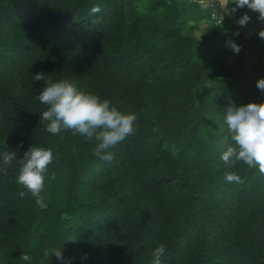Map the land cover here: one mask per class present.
<instances>
[{
	"label": "trees",
	"instance_id": "trees-1",
	"mask_svg": "<svg viewBox=\"0 0 264 264\" xmlns=\"http://www.w3.org/2000/svg\"><path fill=\"white\" fill-rule=\"evenodd\" d=\"M95 6L101 11L93 14ZM201 7L199 0H0V154L17 152L9 166L0 156V264H153L161 243V264H264V175L221 159L234 146L227 108L264 103L257 88L264 21L253 12L255 32L246 36L210 5L198 37ZM219 43L231 54L215 57ZM250 55L258 72L243 71ZM37 73L45 78L36 81ZM61 80L137 115L135 134L106 150L111 161L94 155V139L47 131L40 116L47 105L37 96L47 81ZM33 145L55 157L44 209L17 183ZM228 172L243 183H228ZM58 250L63 260L53 256Z\"/></svg>",
	"mask_w": 264,
	"mask_h": 264
},
{
	"label": "clouds",
	"instance_id": "clouds-1",
	"mask_svg": "<svg viewBox=\"0 0 264 264\" xmlns=\"http://www.w3.org/2000/svg\"><path fill=\"white\" fill-rule=\"evenodd\" d=\"M234 4L236 7L229 9ZM220 8L234 13L239 8L247 6L251 11L258 12V19L264 21V0H218ZM101 8L95 6L91 13H99ZM251 17L245 13L237 23L245 26ZM236 35H239L237 32ZM259 37L264 38V30L259 32ZM235 53L241 51V46L233 41L226 42ZM42 73L35 74V80L44 79ZM257 88L264 92V78L258 80ZM37 99L47 110L43 111L41 119L47 122V131L53 135L62 130H72L74 133L85 136L89 141H97L94 155L104 161H111L113 154L106 150L115 147L125 141L136 132L137 115L124 113L110 101L86 90H79L77 86L68 81L46 82L44 90ZM227 130L234 142L223 152L221 159L229 168H234L238 162H243L249 168H258L264 175V103H249L243 106H229L225 111ZM4 166H9L17 158V152L5 151L2 154ZM55 157L51 148L31 146L20 159L21 167L17 177V183L35 198L36 204L44 209L47 207L45 198L41 193L45 189V181L49 176V165ZM0 171H6L0 168ZM51 179H55V173H51ZM228 183H243L236 172L225 174ZM18 195L23 198L26 193L20 191ZM166 252L165 244H159L153 251V264H161V257ZM47 255V253H45ZM53 256L63 260L62 251H54ZM20 259L30 261L27 253H22Z\"/></svg>",
	"mask_w": 264,
	"mask_h": 264
},
{
	"label": "rangeland",
	"instance_id": "rangeland-1",
	"mask_svg": "<svg viewBox=\"0 0 264 264\" xmlns=\"http://www.w3.org/2000/svg\"><path fill=\"white\" fill-rule=\"evenodd\" d=\"M193 1H195V0H193ZM216 1H218V0H214V1L199 0V2L201 3V6H202L201 10H200V14H201L202 18H201L200 22L198 23L199 29L196 31V35L198 37H202L204 32H205V29L209 26V22H210V18H211L209 11H208L209 6L210 5L213 7L218 6V8H219V5ZM209 2H211V3H209ZM228 8L231 9L230 7H228ZM219 10H222V11L224 10L226 12V18L228 19V25L230 27L233 25H235V26L238 25V23H237L238 19H237L235 12L234 13L227 12V9H223V8H220ZM252 14H253V11H250V14H248V15L251 17V20L244 26V32H245L246 36H250L251 34H253L255 32L254 29L252 28V20H253L252 16H251ZM215 16H216V14H215ZM213 18H215V17H212V20H213ZM219 21H221V19ZM190 24H192V20H190ZM224 52H225V45L223 43H219L216 47L214 56L215 57L216 56L217 57H219V56L224 57V54H231V52L230 53H224ZM225 58H226L227 62H230L231 59L228 55H225ZM255 62H256V56L250 55L247 58L246 66L243 67V71L258 72L257 68L255 67ZM257 78H258V75H257Z\"/></svg>",
	"mask_w": 264,
	"mask_h": 264
}]
</instances>
